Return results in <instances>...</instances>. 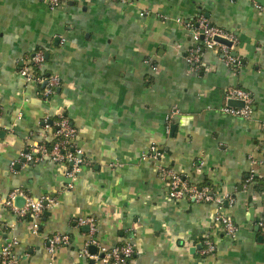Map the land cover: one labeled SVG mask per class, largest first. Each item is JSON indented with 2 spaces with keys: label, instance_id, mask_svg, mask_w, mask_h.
Wrapping results in <instances>:
<instances>
[{
  "label": "crops",
  "instance_id": "crops-1",
  "mask_svg": "<svg viewBox=\"0 0 264 264\" xmlns=\"http://www.w3.org/2000/svg\"><path fill=\"white\" fill-rule=\"evenodd\" d=\"M199 16L236 37L240 65L213 48L192 70L186 57L196 43L185 23ZM38 50L46 73L61 79L50 100L20 74ZM234 87L253 95L250 119L221 111ZM60 114L86 160L77 179L51 161L13 167L33 132L52 139L43 123ZM152 146L156 158L146 156ZM159 167L235 204L173 202ZM252 173L260 182L246 189ZM14 189L58 202L39 220L0 206V250L17 238L20 264H51L48 238L57 233L71 244L55 252L56 264H102L81 256L89 231L76 221L88 217L101 246L136 245L130 264H264V0H63L57 9L0 0V194ZM221 212L237 224L235 237L214 221ZM207 236L217 251L203 256Z\"/></svg>",
  "mask_w": 264,
  "mask_h": 264
},
{
  "label": "built area",
  "instance_id": "built-area-1",
  "mask_svg": "<svg viewBox=\"0 0 264 264\" xmlns=\"http://www.w3.org/2000/svg\"><path fill=\"white\" fill-rule=\"evenodd\" d=\"M51 9L60 8L63 0H42ZM185 28L192 36L196 47L189 50L186 57L187 64L192 67L193 71L199 72L203 67V52L207 49L219 48L224 57V62L229 67L240 65L239 59L232 54V49L237 43L236 37L226 31L210 24L205 16H199L194 20L186 21ZM216 37H221L232 42V46L228 47L215 41ZM29 65L21 69L20 74L29 83H35L40 89V95L45 100H50L57 94L61 85V79L53 73H46L45 66L47 56L43 50L36 51L33 55L28 56ZM150 61L148 60L147 63ZM154 69H157L154 67ZM225 98L227 101L239 100L244 103L243 107L225 106L222 108L224 114L232 117L250 119L254 113V97L242 88H230L226 91ZM170 118H167L169 122ZM43 127L46 130L52 129V139L49 140L47 133H32V138L27 144L25 150L21 153L20 158L12 163V166L21 164L23 166L29 164H38L44 161H51L55 164H66L69 166L68 177L73 183L82 167L86 164L83 151L77 147V129L71 120L65 115L60 114L58 120L51 125L49 118L44 120ZM52 127V128H51ZM54 127V128H53ZM158 148L152 146L149 154L146 156H154L156 158ZM160 177L166 181L168 185V197L173 202L183 200L192 201L196 204H215L220 210L225 207H232L235 204V198H222L218 192L214 191L211 186L198 185L190 182L184 175L174 171L171 168L159 167ZM255 175L252 173L246 180L245 188L248 189L254 183ZM72 187V184L70 185ZM18 197H24L26 202L23 207L15 204ZM58 204L56 198L44 196L35 201L26 195V191L22 189H14L8 195L0 194V206L9 209L19 221H23L30 217L33 220H39L48 206H56ZM214 221L223 229L228 237H235L238 226L232 217L225 215L223 212L218 213ZM78 226L88 227V239L82 250L81 256L102 264H130L132 258L137 254L136 245L133 243H125L114 248H106L101 246L97 240L98 226L97 221L93 217L79 219L76 221ZM14 226L10 228L13 230ZM37 226H35V230ZM17 238L13 237L8 240L0 250V264H20L19 259L15 256L14 249L18 246ZM71 244V237L65 234H54L48 238L47 250L51 255V264H56L55 252L61 248ZM96 247L97 253L91 254L90 248ZM217 251L215 242L210 236L204 239L203 256L214 255Z\"/></svg>",
  "mask_w": 264,
  "mask_h": 264
},
{
  "label": "water",
  "instance_id": "water-1",
  "mask_svg": "<svg viewBox=\"0 0 264 264\" xmlns=\"http://www.w3.org/2000/svg\"><path fill=\"white\" fill-rule=\"evenodd\" d=\"M215 41L218 42V43H221L223 45H226L228 47H231L232 46V42H230L228 40H225V39H223L221 37H216L215 38ZM229 105L230 106H233V107H243L244 106V103L242 101H239V100H231V101H229ZM25 202H26V200H25L24 197H18L16 199V201H15V204L17 206H19V207H23L24 204H25ZM253 213H254V209H252V211H251V214L252 215H253ZM257 222L258 223L260 222L259 219L257 220ZM90 250H91L92 253H96V251H97L96 247H91Z\"/></svg>",
  "mask_w": 264,
  "mask_h": 264
},
{
  "label": "trees",
  "instance_id": "trees-1",
  "mask_svg": "<svg viewBox=\"0 0 264 264\" xmlns=\"http://www.w3.org/2000/svg\"><path fill=\"white\" fill-rule=\"evenodd\" d=\"M254 182H256V183H257V182H260L259 179H258V177H255V178H254Z\"/></svg>",
  "mask_w": 264,
  "mask_h": 264
}]
</instances>
